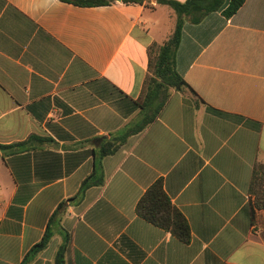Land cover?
Listing matches in <instances>:
<instances>
[{"label": "crops", "instance_id": "0c3cea01", "mask_svg": "<svg viewBox=\"0 0 264 264\" xmlns=\"http://www.w3.org/2000/svg\"><path fill=\"white\" fill-rule=\"evenodd\" d=\"M161 11L174 19L157 0H0V145L22 144L0 151V264H22L60 204L27 264H57L65 238L66 264H264V208L250 192L264 165V0L187 17L177 70L203 102L172 90L153 124L101 157L140 117L150 63L175 29ZM91 175L103 183L78 195ZM160 179L189 243L137 213Z\"/></svg>", "mask_w": 264, "mask_h": 264}, {"label": "trees", "instance_id": "16d2710c", "mask_svg": "<svg viewBox=\"0 0 264 264\" xmlns=\"http://www.w3.org/2000/svg\"><path fill=\"white\" fill-rule=\"evenodd\" d=\"M76 6L91 7L103 6L113 0H61ZM125 3L143 4L144 0H123ZM246 0H157L158 4L168 6L176 16L175 29L165 43L159 46L156 57L150 63V74L147 76L142 95L137 101L141 108L140 117L129 124L122 133L112 136L101 149V157L116 152L120 146L132 135L145 131L160 116L167 104L171 91L190 92L197 102H203L198 94L186 82L177 70V51L181 43L185 19L190 17L193 23H199L204 16L223 11L228 18L232 17L245 4ZM22 144L5 146L0 145V151L6 148L17 147L20 150ZM94 175V174H93ZM93 175L87 177L81 185L78 195L94 185L103 183V179L93 180ZM250 192L255 197V205L264 208V165L256 163ZM137 213L148 222L170 232L172 235L189 243L192 238L191 229L187 219L182 212L176 208L167 195L163 180L156 181L142 196L136 207ZM66 208L60 204L49 221L48 228L43 239L37 243L25 256L22 264H27L43 251L54 236L50 229V223L58 220L60 222ZM69 245V238H65L60 246L57 256V264H66L65 255Z\"/></svg>", "mask_w": 264, "mask_h": 264}, {"label": "rangeland", "instance_id": "374dc122", "mask_svg": "<svg viewBox=\"0 0 264 264\" xmlns=\"http://www.w3.org/2000/svg\"><path fill=\"white\" fill-rule=\"evenodd\" d=\"M161 12H164V11H161ZM167 12V11H165ZM163 13V16H164V19L166 20V23L172 27V29H174L175 27V23H176V17L174 16V19H170V16L168 13ZM158 50V49H157Z\"/></svg>", "mask_w": 264, "mask_h": 264}]
</instances>
